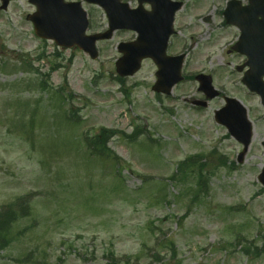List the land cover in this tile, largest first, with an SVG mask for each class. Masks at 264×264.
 <instances>
[{"label": "rangeland", "instance_id": "rangeland-1", "mask_svg": "<svg viewBox=\"0 0 264 264\" xmlns=\"http://www.w3.org/2000/svg\"><path fill=\"white\" fill-rule=\"evenodd\" d=\"M26 4L14 0L0 13V210L31 195L0 264H264L258 168L217 167L222 153L232 155L230 143L209 113L182 101L187 84L158 101L146 64L121 85L117 39L98 44L96 61L58 50L34 36ZM95 11L92 26L101 32L105 16ZM59 88L68 102L55 98ZM69 107L79 123L65 119ZM136 129L143 134L133 142L126 136ZM109 130L117 133L106 144L123 163L124 181L110 159L89 160L80 144ZM191 156L213 161L208 195L199 187L197 201L195 165L171 181ZM238 234L258 257L243 254ZM170 241L174 257L164 245Z\"/></svg>", "mask_w": 264, "mask_h": 264}, {"label": "flooded vegetation", "instance_id": "flooded-vegetation-1", "mask_svg": "<svg viewBox=\"0 0 264 264\" xmlns=\"http://www.w3.org/2000/svg\"><path fill=\"white\" fill-rule=\"evenodd\" d=\"M26 1L27 15L32 16L38 11L36 0ZM64 1L80 3L87 12L94 7L86 0ZM123 1L137 6V0ZM144 1L139 5L144 12H152L154 8L149 23L155 27L156 37L160 42L167 38L166 56H185V63L191 70V80L187 84L189 106L194 108L197 101L198 105H203L209 97L200 92L195 80L198 75H204L211 76L219 93L217 98L207 102L205 109L215 112L223 108L226 97L237 99L245 107L253 136L244 162L237 166L245 168L248 163L249 168L257 167V174H260L264 169V107L245 80L264 82V0ZM214 60L218 63L210 66ZM144 63L154 68L152 77L155 78L157 67L149 59ZM252 83L255 87L264 86L257 81ZM233 148L238 160L244 146L234 141Z\"/></svg>", "mask_w": 264, "mask_h": 264}, {"label": "water", "instance_id": "water-1", "mask_svg": "<svg viewBox=\"0 0 264 264\" xmlns=\"http://www.w3.org/2000/svg\"><path fill=\"white\" fill-rule=\"evenodd\" d=\"M40 34H42V33H40ZM52 37L55 38V39H57V40L60 38L58 34H55V35H53ZM98 38H106V35L95 37L94 40H96V39H98ZM82 40H83V42L86 41L84 38H82ZM89 46H90V47H89V51H88V52L91 54L92 57L96 58L97 54L95 53V51H94V49H93V43H92V41L89 43ZM139 65H140V63H138L137 68H136L132 73H134L135 71L138 70ZM119 73H120L121 75H124V74L121 72L120 69H119Z\"/></svg>", "mask_w": 264, "mask_h": 264}]
</instances>
